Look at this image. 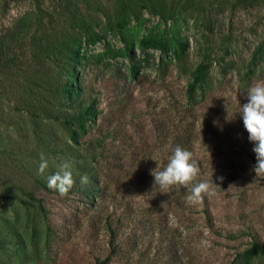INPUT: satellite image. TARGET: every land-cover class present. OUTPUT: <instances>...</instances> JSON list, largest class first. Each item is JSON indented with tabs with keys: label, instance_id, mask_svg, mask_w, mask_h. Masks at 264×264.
<instances>
[{
	"label": "rangeland",
	"instance_id": "1",
	"mask_svg": "<svg viewBox=\"0 0 264 264\" xmlns=\"http://www.w3.org/2000/svg\"><path fill=\"white\" fill-rule=\"evenodd\" d=\"M113 2L0 0V56L5 53L2 57L10 63L8 68L0 65V264H92L96 249L88 240L90 229L101 226L103 217L116 209L122 227L118 250L109 264H264V175L251 173L256 163L254 145L232 144L224 133L227 125L234 133L236 121L242 120L237 113L239 103L247 102L248 88L264 81V0H166L169 9H175L173 16L165 19L144 10L122 27L113 24ZM75 10L87 22V38L96 37L94 42H81L74 74L79 95L92 101L97 112L86 121V133L79 138L82 143L73 146L74 155L48 154L49 164L56 171L64 161L73 171L82 161L86 166H101L95 161L96 153L113 139L111 134L97 136L95 128L110 111L118 115L115 94L120 88L128 97L125 108H141L138 116L145 121L152 111L162 109L166 116L173 105L183 111L192 104L199 138L217 137L215 148L209 139L199 142L200 150L209 156V174L220 184L208 205L190 204L186 198L154 203L151 180L146 190L138 180V188L124 194L120 190L126 187L125 178L116 189L111 185L114 195L105 199L106 208L88 211L75 193L61 200L47 196L44 217L14 189L17 183L30 187L29 173L40 154L45 155L38 149L25 105L38 92V85L50 89L48 81L37 78L51 67V42L76 33L69 19ZM149 35L165 39L168 48L142 47L140 39ZM199 65L204 67V77L190 92ZM135 119L120 132L129 130L139 136ZM53 128L68 140L59 124ZM17 148L27 152L15 157L11 152ZM222 153L244 161L245 170L238 164L231 175ZM133 167L131 173L138 171ZM221 176L222 183L217 179ZM254 242L260 249L244 257L242 252Z\"/></svg>",
	"mask_w": 264,
	"mask_h": 264
},
{
	"label": "trees",
	"instance_id": "2",
	"mask_svg": "<svg viewBox=\"0 0 264 264\" xmlns=\"http://www.w3.org/2000/svg\"><path fill=\"white\" fill-rule=\"evenodd\" d=\"M113 24L122 27L133 19H138L144 10L150 13H156L162 18L173 16L175 9H169L166 4V0H113ZM71 23H74L73 30L76 31L74 35L63 36L60 41L53 40L51 42L53 46L54 54H52L51 67H45L47 70L44 75L40 74V78L37 80L48 81L50 83V89L42 88L43 86L38 85L39 88L37 93L33 94L32 99L27 101L25 109L31 116L34 125V131L36 132V144L38 149H42L47 155L60 154L65 157H72L74 153V145H79L82 141L79 139L81 135H85V124L90 118L96 114V107L92 101H86L81 95H79V83L74 74L76 66L79 64L80 58V45L84 40L87 42H94L96 37L87 38V22L84 16H82L78 10L72 11L69 15ZM51 45L50 43H48ZM139 44L142 47L166 50L168 48V42L156 35L145 36L140 39ZM7 54V53H6ZM5 53L0 56V65L8 68V58L2 57ZM16 66V65H15ZM52 71L51 73H49ZM59 74H58V73ZM50 74V77H48ZM58 74L54 79L52 75ZM53 75V77H54ZM204 77V67L202 65L197 66L193 83H190L188 90L191 92L194 89L196 82H199ZM144 82L139 83L143 85ZM150 85V84H149ZM168 91L171 92V89ZM172 98H176L175 93H171ZM115 101L119 102L116 113L110 111L109 116L105 115L103 120L97 124L95 133L99 137H106L111 134L113 141L110 145H105L100 151L96 153L95 161L97 166L101 164L99 168L85 165L84 162L77 163V169L71 170L75 179V185L70 190L67 196L61 197L57 191L50 189L47 186V180L56 169L49 164L48 168L41 174L39 172L40 160L34 165L33 172L29 173L28 179H30L31 185L27 189H24L22 184L17 183L13 185L14 189L20 191L23 194L24 202L34 207L37 212L41 213L44 217L47 215V207L45 204V198H55L61 200L63 198H69L72 194H78L80 197L79 201L83 202L87 206L88 211H95L98 207L106 208L103 203L108 197L112 198L114 191L111 185L117 188L118 182L125 180L123 184L126 185L125 189L120 191L124 194L127 191L138 188L136 182L139 180L142 184L141 189L146 187V184L153 182V176L150 175V170L155 169L157 164L162 170L168 163L169 157L174 152L177 146L186 148L194 153L195 158L199 162L201 169L200 175L197 180L193 183L199 182L200 180L209 179L208 169L211 168L209 156L206 155L205 151L200 150L199 142L202 140L203 143L209 139L211 143H214L216 147L217 137L211 135L208 138L200 139L196 128L197 116L194 115L195 107L192 104L185 106L183 111L180 108H176L174 105L170 110H166V116L163 115L164 110L152 111L150 119H142L138 116V112L141 108H134L133 105L126 106L127 101L126 91L120 88L115 94ZM143 101V100H142ZM112 104V102H109ZM148 106V105H147ZM137 111V112H136ZM139 117V118H138ZM137 118V123L140 125L139 129L141 134L134 135L129 133V130H123L120 132L128 122ZM136 121V119H135ZM54 123L60 125V129L63 130L67 135V141H64L60 130L53 128ZM221 126L219 129H221ZM233 128L227 125L224 133L230 137L232 144H238V142L246 143L248 146H253V143L249 141V135L246 133V129L243 125V120L239 119L236 121V128L232 133ZM88 130V129H87ZM237 130L241 133H245L246 136L243 138L241 133H235ZM221 132V131H220ZM246 142H242V140ZM89 142V141H87ZM99 144V143H98ZM131 147V148H130ZM130 148V149H129ZM212 148V145H211ZM22 150V149H21ZM20 149L11 152L15 157L25 154L27 151L20 153ZM36 152V151H33ZM223 157L227 161L226 165L231 168L230 173L234 175V167L238 164L245 170V163L238 159L234 161V157L229 154L222 153ZM240 155V154H239ZM248 156V155H247ZM237 157V156H236ZM249 157V156H248ZM255 157V155H254ZM253 158V156H251ZM256 158V157H255ZM12 161L13 158H10ZM17 159H15L16 161ZM98 160V161H97ZM19 162V161H16ZM104 164V167L102 166ZM133 166H136L138 171L131 173ZM19 168V167H18ZM208 168V169H207ZM108 171V172H105ZM242 172V171H239ZM77 173V174H76ZM131 174L132 178H129L128 174ZM143 176V178H141ZM251 173L255 174L252 171ZM87 174V175H86ZM25 178V174L20 177ZM87 176L88 182L86 184L81 183V177ZM105 177V178H104ZM104 178V179H102ZM134 179V180H133ZM192 185L187 187L182 185H175L168 189L161 190L159 187L153 189L151 186L152 196L154 203L160 205L165 204L168 200L175 203L176 199H184L190 194V188ZM26 188V187H25ZM119 189V188H118ZM26 198V199H25ZM123 195L118 197L122 200ZM208 197H205L202 201L208 205ZM48 203V202H47ZM124 204L123 202H119ZM128 205V202L125 203ZM116 209V208H115ZM207 210V207H206ZM116 210H112V214H106L103 217L101 226L93 227L90 229L88 235L89 242L94 245L96 251L94 252V260L92 264H109L111 256L116 254L119 245L120 229L122 227L120 216L116 214ZM101 219V217L99 218ZM211 221H209V224ZM100 241L101 244H96ZM137 245L139 243L137 242ZM261 245L254 242L252 247L244 249L242 255L248 257L255 251L259 250ZM229 264H235L230 262Z\"/></svg>",
	"mask_w": 264,
	"mask_h": 264
},
{
	"label": "clouds",
	"instance_id": "3",
	"mask_svg": "<svg viewBox=\"0 0 264 264\" xmlns=\"http://www.w3.org/2000/svg\"><path fill=\"white\" fill-rule=\"evenodd\" d=\"M247 102L242 106L239 103L237 114L243 120V125L249 134V141L253 143L252 151L255 153L256 163L252 167L255 175H264V81L253 83L245 93ZM227 119V117H226ZM229 122L232 120L227 119ZM49 161L43 153L40 154L39 172L48 168ZM201 169L194 153L186 148L177 146L168 159L167 165L161 170L157 164L150 170L153 176V189L161 190L175 185L189 186L190 194L186 199L190 204L201 203L205 197L211 198L217 194L216 189L220 184L214 182L213 174L209 179L197 180ZM221 183L224 177L217 178ZM75 179L71 171V164L67 161L58 165V170L48 177L47 186L58 192L61 197L67 196L75 185ZM88 177H81V183L86 184ZM231 186V185H230ZM229 186V187H230Z\"/></svg>",
	"mask_w": 264,
	"mask_h": 264
}]
</instances>
